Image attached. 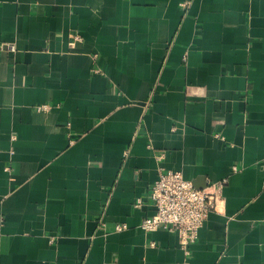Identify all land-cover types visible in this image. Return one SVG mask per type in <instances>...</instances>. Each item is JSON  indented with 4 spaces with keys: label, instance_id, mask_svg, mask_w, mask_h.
I'll use <instances>...</instances> for the list:
<instances>
[{
    "label": "crops",
    "instance_id": "crops-1",
    "mask_svg": "<svg viewBox=\"0 0 264 264\" xmlns=\"http://www.w3.org/2000/svg\"><path fill=\"white\" fill-rule=\"evenodd\" d=\"M182 1L0 0V264H264V0ZM162 166L222 182L189 254Z\"/></svg>",
    "mask_w": 264,
    "mask_h": 264
},
{
    "label": "built area",
    "instance_id": "built-area-1",
    "mask_svg": "<svg viewBox=\"0 0 264 264\" xmlns=\"http://www.w3.org/2000/svg\"><path fill=\"white\" fill-rule=\"evenodd\" d=\"M190 4V0H183L182 7ZM75 38H80L75 34ZM52 105L43 102L35 106L36 110H49ZM127 153V152H126ZM159 159L162 154H159ZM236 169V167H234ZM222 182L216 184V190L199 188L190 179L185 178L180 169L159 168V176L149 187L148 195L155 206V212L141 221V228L154 231L165 228L178 233L182 247L187 254L190 245L197 241L199 229L204 224L210 211L217 207ZM142 197L135 200V206H142ZM128 227L126 222L117 224L118 230Z\"/></svg>",
    "mask_w": 264,
    "mask_h": 264
}]
</instances>
